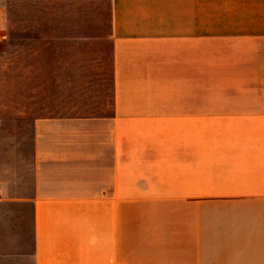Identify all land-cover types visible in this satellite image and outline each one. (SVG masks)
Here are the masks:
<instances>
[{"label": "crops", "instance_id": "0c3cea01", "mask_svg": "<svg viewBox=\"0 0 264 264\" xmlns=\"http://www.w3.org/2000/svg\"><path fill=\"white\" fill-rule=\"evenodd\" d=\"M108 2V115L1 100L0 264H264V0Z\"/></svg>", "mask_w": 264, "mask_h": 264}, {"label": "rangeland", "instance_id": "374dc122", "mask_svg": "<svg viewBox=\"0 0 264 264\" xmlns=\"http://www.w3.org/2000/svg\"><path fill=\"white\" fill-rule=\"evenodd\" d=\"M40 2L42 5L37 7L42 10H22L21 2L10 11V33L0 45V103H29L36 98L37 107L21 109V115L30 119L43 115H108L114 94L108 0ZM1 143L6 153H11L12 140H0ZM21 143L22 150L28 148L29 140ZM144 204H133L136 239L140 232H149L142 231L147 226L145 219H138V213L147 210ZM171 205L164 204L166 212ZM164 228L166 259L133 264H172L171 223L167 219Z\"/></svg>", "mask_w": 264, "mask_h": 264}, {"label": "built area", "instance_id": "2783aa9c", "mask_svg": "<svg viewBox=\"0 0 264 264\" xmlns=\"http://www.w3.org/2000/svg\"><path fill=\"white\" fill-rule=\"evenodd\" d=\"M3 43V39L0 38V45Z\"/></svg>", "mask_w": 264, "mask_h": 264}]
</instances>
